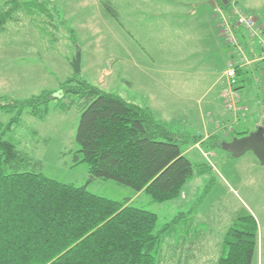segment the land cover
<instances>
[{
	"label": "rangeland",
	"instance_id": "1",
	"mask_svg": "<svg viewBox=\"0 0 264 264\" xmlns=\"http://www.w3.org/2000/svg\"><path fill=\"white\" fill-rule=\"evenodd\" d=\"M20 1H28L27 8H31V13L35 15L28 16L26 11L19 10L15 14L16 20L9 21L7 29L0 32V101H24L40 96L44 91L52 92L54 97L37 106L40 113L46 109L47 113L43 117L32 113L35 107L29 106L22 111L19 106L9 112L0 110V140L12 141L24 156L23 160L16 161L17 164H21L24 170L40 171L46 177L62 183L87 186L88 191L96 195L119 202L129 201L133 206L152 211L158 217V229L175 215L187 211H192V215L223 216L227 223L235 218L242 206H247L256 216L259 235L264 244V165L260 164L251 151L234 157L220 147H194L193 141L186 142L182 146L186 156L195 164L196 170L201 169L204 173L195 174L183 186L179 197L166 202H153L145 191L138 194L132 187L111 179L93 178L88 163L75 162V155L80 149L76 138L77 130L85 108V98L78 94L63 97L66 83L76 86L78 81H85L102 91L133 99L137 105L156 102L161 107L159 110L168 114L167 125L171 124L178 131L180 128L177 123L182 121L180 123L185 126L188 121L184 124L177 117L179 111H171L182 104H178L176 95L173 96L175 104L168 102L171 93L169 90L175 88L179 95L186 91L192 99L190 105L196 107L204 88H184L190 85V82L186 83L184 80L186 76L175 77L172 83L165 79L166 75L161 68L167 66V61L171 59L187 56L189 60L185 64L182 62L177 65L179 73H191V78L188 79H197L198 71L192 67L204 56L202 48L205 46L204 42L208 44L209 34L199 27L196 14L187 16L184 12L208 7L215 13L211 17L212 24L217 40L219 38L221 41L218 40L220 56L218 59L215 57L214 64L219 72L225 69L223 56L226 57V52L230 51L227 59L231 60L235 49L224 37L222 19L216 8L209 4L210 0ZM38 1L46 4V11H39L35 5ZM105 2H110L117 10L118 18L111 15ZM229 3L253 16L261 28L260 35L253 39H245L242 30L237 31L245 51H248L247 45L253 41L261 50V40H264V0H229ZM164 8L175 12L174 15H169L172 22L160 23L163 15L159 16L156 11H164ZM132 37L147 52L135 45ZM14 39L19 44L5 46L7 41ZM222 39L227 42L226 50ZM153 43L155 46L151 48ZM78 53L81 56L80 73H76L72 67ZM196 53L199 54L196 56ZM149 56L154 57L156 62L151 63ZM235 57H238V53H235ZM240 84L247 105L260 112L262 107L258 105V101L264 97V93L259 85L247 90L251 84L255 85L253 75L244 74ZM223 103L220 100L219 105L223 106ZM224 110L230 114L225 107ZM208 111L206 118L204 114L207 124L209 119L220 116L213 110ZM229 116L232 120L227 125L234 126V115ZM155 117L159 119V116ZM254 123L257 124L248 121L249 130L246 132L256 128L253 127ZM193 129L199 130L196 125ZM242 131L244 130L240 129L238 132ZM231 136L229 133L226 138L231 141L236 137ZM4 168L8 171L13 169L7 163H4ZM211 232L219 238L224 229ZM168 242L171 245L173 243L172 240ZM257 256L256 264H264L262 255Z\"/></svg>",
	"mask_w": 264,
	"mask_h": 264
},
{
	"label": "trees",
	"instance_id": "2",
	"mask_svg": "<svg viewBox=\"0 0 264 264\" xmlns=\"http://www.w3.org/2000/svg\"><path fill=\"white\" fill-rule=\"evenodd\" d=\"M217 1L226 10L230 6L229 0L227 4ZM35 5L39 11H46L45 3L38 1ZM105 6L118 18L108 2ZM27 7L28 1L0 0V32L7 29L9 21L16 20L19 10L34 16ZM62 93L63 97L78 94L85 98L75 162L88 163L93 178L111 179L137 192L145 191L153 202L179 197L187 181L204 173L195 169L183 144L193 141V145L200 142L222 148L226 141L219 134L204 139L201 133L175 132L150 109L85 81H78L76 86L66 83ZM53 97L52 92L44 91L24 101H0V110L9 112L19 106L22 111L29 106L35 107L32 113L43 117L46 109L40 113L37 106ZM23 159L15 143L1 138L0 264L193 263V256L184 255L181 248L183 237L192 231L185 221L192 211L180 212L158 229L156 213L129 201L96 195L87 186L24 170L16 162ZM4 163L13 169L6 170ZM242 207L225 226L224 250L214 264H256L258 225L252 213Z\"/></svg>",
	"mask_w": 264,
	"mask_h": 264
},
{
	"label": "crops",
	"instance_id": "3",
	"mask_svg": "<svg viewBox=\"0 0 264 264\" xmlns=\"http://www.w3.org/2000/svg\"><path fill=\"white\" fill-rule=\"evenodd\" d=\"M213 0L209 1V4L215 8L216 6L219 5V2L217 0H214V2H216V5L213 6L212 4ZM109 4L112 6V4L109 2ZM113 7V6H112ZM114 8V7H113ZM115 9V8H114ZM117 15L119 16L117 10L115 9ZM156 14L163 15L166 14L167 16L165 17H161L160 18V23L164 22V23H169L172 22V18H169V15H174L175 12L173 13L172 11H170L169 9H165L164 11H161L160 9H157ZM185 15H190L192 16L193 14H196V20L200 23L199 27L206 31H208L207 33L209 34V41L208 44L206 42L205 46L202 48L204 53V56L201 57L200 60L196 61V64L194 62V66L192 67L196 69L197 72V79L194 81H191V79L189 80L188 78H191V73L190 74H186V72L179 73L180 71L178 70L179 67H177V65L181 64L182 62H184V64L186 63L187 60H189V58L186 56L181 59H174V60H169L168 65L165 67H162L161 70H163V72L165 73V79L168 81H171L172 83L175 81V77H182V76H186L184 77V80L186 81V83L190 82V85H187L184 88L190 89L192 88H197L200 87L201 89L204 88L203 90V94L202 96L197 100V106H191L190 105V101L192 100L189 95L187 94V92H183L182 95H179L178 90L175 88H171L169 91L170 93V99H168V102H170L171 104H175L173 102H175V99L173 98L174 95L178 96V104H182L181 107H177V108H172L171 111H179L177 112L179 119L183 120L184 124L185 121H188L185 126H183L180 122L177 123L178 124V128H180V131H189L191 133H201L203 135V138L206 139L208 136L212 135V134H219L221 135L224 139H226V141H230L228 140L226 137L229 135V133L232 134L231 137L233 136H238V137H242L244 135L249 134L251 131H256L257 128L259 126H264V106L260 105L262 107L260 112H256L255 110L250 109V107L247 105V102L244 99V92L241 89L242 95H243V101L241 102L240 106H242V109H240L237 112H231L229 111L225 104L222 106L221 104L219 105L220 100H223L222 98V89H223V75L224 72L227 68L228 65V53L226 52V57L223 56V58H225V63H226V67L223 71L219 72V69L217 68V65L214 64L216 62L215 57H217V59L219 58V45H218V40L219 42L220 39L218 38L217 40V34L215 33L214 27H213V15H215V13H212V11L210 10V8L208 7H202V8H196V9H188L187 11L184 12ZM212 17V18H211ZM215 22V21H214ZM217 26V25H216ZM172 28L174 29V25L172 23ZM174 32V31H173ZM242 35L243 37L246 39L248 37H250L251 39H253L250 35H247L246 32L242 31ZM240 36V35H239ZM133 38V37H132ZM134 39V38H133ZM240 40L242 41V38L240 36ZM223 41V45L224 48L226 47V40ZM6 42V47L10 46V45H17L19 44V42L17 41V39H14L12 41ZM134 43L135 45H137L138 47H141L143 49V51H146L145 48H143L144 46L140 45L139 43H137V40L134 39ZM21 45V44H20ZM223 45L220 43L221 48L223 47ZM155 46V43H153L152 47ZM248 48V53L250 56H256V55H260L261 54V50L259 49V46L253 41V43H249L247 45ZM226 50V48H225ZM147 52V51H146ZM199 53H196V56ZM150 62L154 63L155 58L154 57H150ZM185 60V61H184ZM228 62H227V61ZM131 63L136 64L134 61H130ZM167 64V63H166ZM202 65V68H201ZM264 69V61H261L255 65L252 66V68L249 71H253L255 77L259 76V73L262 72V70ZM191 70V69H190ZM246 69H242V71L239 73V79L241 81V78L243 77V72H247L245 71ZM167 73V74H166ZM7 74V73H6ZM251 74V73H248ZM254 77V76H253ZM170 86H173V84H170ZM240 88H242V85L239 84ZM258 86V84L255 81V85L253 86L252 84L250 86L247 87V90H250L254 87ZM172 96V97H171ZM128 99V98H127ZM126 99V100H127ZM136 100V99H134ZM219 100V102H218ZM128 101L135 103L133 101V99H128ZM224 101V100H223ZM137 104V103H136ZM138 105H140L141 107L144 108H148L150 109L155 116H159L158 120H161L163 122L166 123L167 119H166V113H162L159 109L161 108L160 105H156V102H151L149 104H145V105H141L138 103ZM259 106V107H260ZM223 107V108H222ZM224 107L227 111L230 112L231 116L234 115V119L236 120L234 126L232 125H227L228 122H231L232 119H230V114L228 112H225ZM208 110H213L216 115L220 116H216L217 119H207L209 121V124L206 123V111ZM199 111V112H198ZM197 112L199 113V116L197 115ZM246 113V116H245ZM204 114H205V118H204ZM209 115V111L207 113ZM227 114V115H226ZM233 114V115H232ZM161 117V119H160ZM220 117V119H218ZM184 118V119H183ZM233 118V117H232ZM248 121H252V122H256L257 124H253V127L255 126V129H252L251 131L246 132V130H249L247 128L248 126ZM173 121L171 120V123ZM181 125V126H179ZM196 125L197 128H199V130H194L193 127ZM173 131L175 132H179L178 130H176L175 128H172V125L169 124L168 125ZM240 129L244 130L241 133H239L238 131ZM200 146L201 143L198 142L195 145H193L194 147L196 146ZM202 146V145H201ZM184 153L186 154V152L184 151ZM141 192H138V194ZM250 213H252V215L255 217V214L253 213L252 209L250 207L244 206ZM224 217L223 216H217L214 214L211 215H189L185 218V221L188 223V225L186 226L187 229H192L191 234L189 233L190 236L185 235L183 237V244H182V251L184 255L187 256H193L192 259V264H214L216 262V260L218 259V257L223 253L224 250V245H223V238H224V233L222 235L218 237L215 236V233H212L211 231L213 230H217V229H224L225 231V226H227L231 221L229 222H225L226 220H223ZM257 221V220H256ZM225 224V225H224ZM217 228V229H215ZM210 230V231H208ZM185 238V239H184ZM218 238V239H216ZM215 240V243H214ZM258 255H262V237H260L259 235V247H258ZM263 260V259H262ZM256 262L258 263V256H257V260Z\"/></svg>",
	"mask_w": 264,
	"mask_h": 264
},
{
	"label": "built area",
	"instance_id": "4",
	"mask_svg": "<svg viewBox=\"0 0 264 264\" xmlns=\"http://www.w3.org/2000/svg\"><path fill=\"white\" fill-rule=\"evenodd\" d=\"M229 8L226 10L220 5L216 6V11L220 14L222 19V33L227 42L233 44L235 51L232 53V59L228 62L227 68L223 75V89L222 98L226 108L231 112H237L242 109L240 106L243 101V95L239 86V72L238 69H246L248 73H251L256 83L264 93V75L259 73V76L254 75L253 71H249L253 65L264 61V40H261V54L256 56H250L245 47L240 41L238 30L245 29L246 33L250 34L252 38H257L260 35L261 28L258 27L256 20L253 16L245 13L236 5L229 3ZM227 15H230L227 16ZM239 36V37H238ZM235 53H238V57H235ZM258 103L264 106V97L258 101Z\"/></svg>",
	"mask_w": 264,
	"mask_h": 264
},
{
	"label": "water",
	"instance_id": "5",
	"mask_svg": "<svg viewBox=\"0 0 264 264\" xmlns=\"http://www.w3.org/2000/svg\"><path fill=\"white\" fill-rule=\"evenodd\" d=\"M223 2L227 4L228 0H223ZM212 4L215 6L216 2L213 0ZM80 60L81 56L78 53L72 63L76 73L81 72ZM222 149L229 151L234 157H240L251 151L258 158L260 164L264 165V126H259L256 131L242 137L236 136L231 141H225Z\"/></svg>",
	"mask_w": 264,
	"mask_h": 264
}]
</instances>
